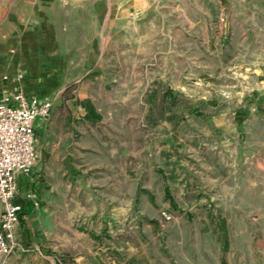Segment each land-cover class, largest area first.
<instances>
[{
  "label": "rangeland",
  "instance_id": "obj_1",
  "mask_svg": "<svg viewBox=\"0 0 264 264\" xmlns=\"http://www.w3.org/2000/svg\"><path fill=\"white\" fill-rule=\"evenodd\" d=\"M3 74L52 103L39 209L14 244L62 264L88 248L106 264H264V0H0Z\"/></svg>",
  "mask_w": 264,
  "mask_h": 264
},
{
  "label": "built area",
  "instance_id": "obj_2",
  "mask_svg": "<svg viewBox=\"0 0 264 264\" xmlns=\"http://www.w3.org/2000/svg\"><path fill=\"white\" fill-rule=\"evenodd\" d=\"M22 80L21 75L0 76V258L13 250L14 230L24 210L39 208L37 129L52 108L46 96L26 92Z\"/></svg>",
  "mask_w": 264,
  "mask_h": 264
},
{
  "label": "crops",
  "instance_id": "obj_3",
  "mask_svg": "<svg viewBox=\"0 0 264 264\" xmlns=\"http://www.w3.org/2000/svg\"><path fill=\"white\" fill-rule=\"evenodd\" d=\"M37 48H36L35 51L30 52L31 54H34V57H36V58L39 56V52H37V50H38ZM25 52L27 53V50ZM50 52H52V51H50ZM44 56L48 57V53L44 52L42 57H44ZM31 57H33V56L31 55ZM27 91H28V93H34L35 94V92H33L32 90H27ZM88 135L94 136V138L97 139V134L95 132H93V131L88 133ZM67 139L68 140L70 139V145H68V149H67L66 155H71L69 148H71V145H75L76 144V142H74V141H76L78 139V135H76V134H72L71 135V133H70V134H68ZM52 143H53V141H52ZM64 149L62 147H60L59 144H54L53 143L51 148H49L48 153L51 156H60L62 154V152L64 151ZM87 149H89L90 152L97 151V149L93 148L91 145L88 146ZM73 150L74 151L76 150L75 147H73ZM39 151H40V149H39ZM40 156H41V151H40ZM56 165H57L56 166V170L59 171L61 169L62 165L60 163H57ZM66 165H68L67 167H70V169L73 168V166H74L69 161H67ZM99 167H102V166H99ZM50 190H52V192L54 190V192L57 194L58 193V184L57 183L51 184ZM50 199H51L50 201L57 200L56 203H60V200H61V199H57V198L55 199L54 195H52L50 197ZM93 200L96 203H98V204H100V202L102 201V200H100V197L99 198H97V197L95 198L94 197ZM37 210H35V211H37ZM53 215H54L53 218H55V219H59L60 218L58 210L56 212H54ZM67 215H68L69 219L75 218L76 211L73 210L72 212L67 213ZM98 215H100V213H98ZM32 216L33 215L31 213H29V214H26L25 216L19 218L17 226L15 227V230H14V232H15L14 233V240L18 239L20 241L21 240L20 237H22V236L24 238H26V237L31 238V233H32L31 231L32 230L30 228L29 221L32 220ZM98 217H100V216H98ZM20 226H22V229H20ZM29 247L30 246H26L24 244L22 245V244L17 242V244H14L13 250L8 255L9 258L0 260V264H27V260L26 259L13 260V259H10V257H11V254L12 253L14 254L15 252L21 254V252H29V251L34 253V255H32V257H34V260H33V263H31V264H62L60 261H57V259L54 260L53 258H51L49 256H47V257L43 256L42 253H40V250H38L36 247H35V250H31V249H29ZM90 252H91V250L88 248L86 250V254L71 257V260H70L69 264H106L101 259L100 255H98V257H96L95 260H91L90 257H89ZM5 257H7V256H5ZM44 257L46 258L45 260L43 259ZM37 258H39V259H37Z\"/></svg>",
  "mask_w": 264,
  "mask_h": 264
}]
</instances>
